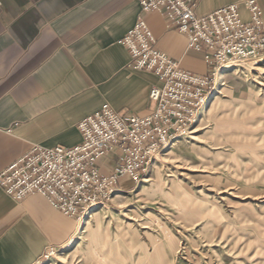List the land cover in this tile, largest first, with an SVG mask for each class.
Returning a JSON list of instances; mask_svg holds the SVG:
<instances>
[{
	"label": "crops",
	"instance_id": "obj_1",
	"mask_svg": "<svg viewBox=\"0 0 264 264\" xmlns=\"http://www.w3.org/2000/svg\"><path fill=\"white\" fill-rule=\"evenodd\" d=\"M241 0H200L198 15ZM263 12L264 0H258ZM244 20L249 11L240 8ZM143 15L159 50L187 71L204 74V52L160 12L144 13L139 0H0V173L31 144L74 146L78 123L104 103L147 115L158 77L129 66L120 40ZM126 189L119 186L118 191ZM79 220L42 195L18 202L0 187V264H38L68 247Z\"/></svg>",
	"mask_w": 264,
	"mask_h": 264
},
{
	"label": "rangeland",
	"instance_id": "obj_2",
	"mask_svg": "<svg viewBox=\"0 0 264 264\" xmlns=\"http://www.w3.org/2000/svg\"><path fill=\"white\" fill-rule=\"evenodd\" d=\"M229 65L144 179L38 264H264V59Z\"/></svg>",
	"mask_w": 264,
	"mask_h": 264
},
{
	"label": "built area",
	"instance_id": "obj_3",
	"mask_svg": "<svg viewBox=\"0 0 264 264\" xmlns=\"http://www.w3.org/2000/svg\"><path fill=\"white\" fill-rule=\"evenodd\" d=\"M200 0H139L144 13L160 12L188 39V49L204 52L208 70L197 74L159 50L143 15L120 40L129 66L154 73L147 115L115 109L106 102L78 123L80 143L45 147L33 143L0 173V187L18 202L39 194L79 221L106 205L124 179L136 185L154 160L186 134L216 85L218 71L231 63L264 59V19L258 0H241L198 15ZM244 5L250 19L244 20Z\"/></svg>",
	"mask_w": 264,
	"mask_h": 264
},
{
	"label": "bare ground",
	"instance_id": "obj_4",
	"mask_svg": "<svg viewBox=\"0 0 264 264\" xmlns=\"http://www.w3.org/2000/svg\"><path fill=\"white\" fill-rule=\"evenodd\" d=\"M231 64H233V63H231ZM235 65H226L225 67H222L219 71H218V76H217V78H218V82H222V79L224 78V75L225 74H227L229 71H230V69H232L233 67H234ZM215 97V94L213 93V92H211V93H209V96H208V98L206 99V101L204 102V104L202 105V107H203V109H205L206 107H207V105H208V103L210 102V100L211 99H213ZM196 120V119H195ZM195 122V121H194ZM118 193H116V195H117ZM116 195H115V197H116ZM102 206H106V205H102ZM98 207H100V206H98ZM95 209V208H94ZM93 209V210H94ZM93 210H90L89 212H91V211H93ZM88 212V213H89ZM88 213H86L85 215H84V217L82 218V220L85 218L86 219V216L88 215ZM81 220V221H82ZM85 221V220H84ZM82 228V227H81ZM83 232V230L81 231V233ZM81 236H79L78 238H80ZM76 243V240H74L71 244H69L68 245V247H72V246H74V244Z\"/></svg>",
	"mask_w": 264,
	"mask_h": 264
}]
</instances>
